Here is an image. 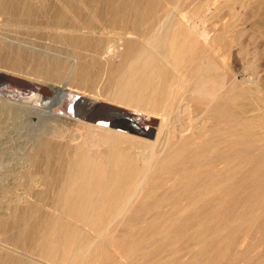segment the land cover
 <instances>
[{
	"label": "bare ground",
	"instance_id": "6f19581e",
	"mask_svg": "<svg viewBox=\"0 0 264 264\" xmlns=\"http://www.w3.org/2000/svg\"><path fill=\"white\" fill-rule=\"evenodd\" d=\"M140 2L133 9L125 1L107 4L104 17L102 3L80 0L88 11L97 7L88 21L57 9H67V0H0V63L11 70H0V109L13 110L21 123L17 165L31 175L30 196L52 195L51 202L37 199L45 213L28 230L0 237V264H109L107 241L115 264H198L191 262L197 249H212L221 230L251 213L250 176L264 183V137L248 140L247 95L229 62L238 65L237 57L221 51L218 70L219 45L209 30L163 21L147 28L153 18L138 17ZM14 22L43 30L47 41L4 33ZM92 59L99 79L88 73ZM151 117L158 121L152 139ZM193 227L174 257L173 234ZM131 229L140 238L129 244Z\"/></svg>",
	"mask_w": 264,
	"mask_h": 264
},
{
	"label": "rangeland",
	"instance_id": "374dc122",
	"mask_svg": "<svg viewBox=\"0 0 264 264\" xmlns=\"http://www.w3.org/2000/svg\"><path fill=\"white\" fill-rule=\"evenodd\" d=\"M67 1L70 4V6L67 9L62 8L57 4V9L60 10V12H62L64 15L66 14L67 17H71L72 15H74L76 13L78 14L80 12L84 17L87 18L88 21H90L93 19V18L91 19V17H90L91 13L96 14L97 13L96 12L97 7H94L93 11L92 10L88 11L87 8H85V5L84 6L82 5L83 3L89 4V6H91V4L92 5H100L102 3V6H101L100 10L98 11L100 13L99 16H102L104 13V17H109L111 12L109 14V12L106 10V7L108 6L107 4L110 5L111 9H114V8H117L118 5H120V2L123 1V3H124V1H125V2H127L125 4H128V2H129L128 6L129 5L131 6L133 4L131 6V8L133 9L134 8V2L137 0H133V1L132 0H129V1L128 0H122V1H120V0H113V1L112 0H100L101 2L99 0H94L95 2L93 0H90V1L89 0H81L82 4H80V0H67ZM140 1H142V2H140L141 4L138 5L137 10L140 11V9H142L141 11L144 10V12L141 13V12L137 11V14H139L138 17L142 18L143 16L149 15L150 18H153V19H151V22H149L150 24L148 23L149 26L147 28H151L154 24H155L154 26H157L158 22L163 21L168 25L172 24L173 26H176L177 28L179 27L182 29L184 28L185 25L190 23V24H196L197 26L204 27L206 30H209L208 31L209 35L211 36V38L213 40H215V38H216V41H218L217 44L219 45V53L215 57L216 58L215 61L218 62V63L216 62L217 66L219 68L218 70H220V68H223V65H221L222 62L219 59L221 51H228V52L231 51V53L237 57V59L239 61L238 65L234 66V63H232L231 59H229V62L232 64V67L235 69V71L237 69L236 72L239 74L238 76L241 78V80L243 81V84H244L243 85L244 90L246 91L245 96L246 95L248 96V97L246 96V99H245V101H246L245 102V109L247 110L245 113V115H246L245 117H246V120H249V122L247 121L248 124L250 123L249 124L250 126L248 125V127H249L248 129H251V133H253V134L248 133V140L250 142H256L258 138L264 137V128H262V127H264V0H167V1L163 0L164 2L162 0H159V1L158 0H154V1L149 0L150 2H148V3L149 4L151 3V4L150 5L145 4V7H149V8H151V10H148L149 8L143 7L146 0H140ZM153 4H154V6H153ZM158 6H159V8H158ZM166 6H167V8H166ZM102 8L105 9V11L103 10V13H102ZM110 8H108V9H110ZM156 8H158V9H156ZM132 9L129 11V13L128 12L126 13V15H129V17L131 19L134 17V15H133L134 12L132 11ZM145 10H147V11H145ZM172 10H174L175 13ZM149 11H150V13H149ZM162 11L164 12V14L162 13ZM151 12L153 15L151 14ZM158 12H160V13H158ZM176 13H178V14H176ZM142 14H144V15L142 16ZM36 15H37L38 20L42 21L41 12L36 11ZM180 15L183 19L178 20V19H180ZM184 15L186 17H184ZM155 16H156V18H155ZM164 16H166V17L164 18ZM176 16H179V17H176ZM159 17H161V18H159ZM166 19H167V21H166ZM185 20H187V21L185 22ZM169 21H171L170 24H169ZM12 24L13 25L15 24L16 28L8 27V28H6V30H4V33H7L8 35L18 36V37L36 38L37 40L43 41V42L47 41L46 40L47 35L43 32V30H33V29L23 28V27H21L22 25L18 22H14ZM19 27H21V28H19ZM217 38H218V40H217ZM60 51H62V50L60 49ZM235 53H237V54H235ZM61 56L63 57L64 54H62ZM93 61H95V60L92 59V61L88 62V64H89V65H87L88 73H90L92 78L99 79L100 77L98 78V76H97V75H99L98 73L100 71L98 68L99 66L97 67V65H98L97 62L95 61V63H96L95 64ZM0 70H6L9 72L11 71L10 68L8 67V64H4V63H0ZM105 78L106 77H103L104 80H105ZM235 100H234V102H236ZM254 107L256 108V110ZM195 112L198 114V117L200 114V111L198 112L197 110H193L191 112V115L195 114V116L193 115L194 116L193 120L194 119L197 120V118H198L196 116L197 114ZM254 114H255V116H254ZM258 116L260 119L258 118ZM253 117H256V118H253ZM258 119L260 120V122L258 121ZM187 120L188 119H186V121ZM256 121H258V122H256ZM261 121H263V122H261ZM256 124H258V125L263 124V125L262 126L260 125V127H261L260 128V127H256ZM251 126H252V128H251ZM21 127H22L21 123H20L19 119L15 117V113L13 110L8 109V108L0 109V157H1L0 159L4 160L2 163H0V213H2V214H0V220H4L2 222L7 225V228L5 230L7 235L3 234V236H2V233L0 231V233H1L0 237H2V238L4 237V235L6 238H11L12 236H14L15 233L12 231H14L17 227L23 226V229H24V227L26 228V227L32 226L34 224V222L32 220H34V218H37V216L41 212V210L38 209L40 202L37 199H39V197H40L41 201L46 200V196H47V200L48 199L52 200L51 199L52 195H49V194H51L49 192H48V194L44 193V195H45L44 199L41 197V196H44L43 194L37 195V196L33 194V196H35L34 198L32 197V195L30 196L31 192H33V193L35 192L34 186L31 183L32 182L31 181V175L28 174L27 172H25L24 170L22 171L20 168V165H17L20 162L18 152L21 149H20V142H18V140H16V139H18L19 134L21 132H23V129ZM73 129L74 128H72V130H71L72 132L74 131ZM252 130H254L256 133L257 132H259V133L256 135L255 132ZM249 132H250V130H249ZM71 133H70V135H72L74 132L72 134ZM251 135H253V136H251ZM260 142L258 141L256 143L260 144ZM250 151L251 150H249L248 153H250ZM252 152L250 153V155L252 154ZM14 165L16 167L15 169H13ZM262 165H263V169H264V164H262ZM250 175L251 174H249V176ZM249 181H250L249 187L251 188V189L250 188L249 189L251 191L248 190V198H249L248 200H249V202H251V200H252V203L254 204L253 205L252 203H249V204H252L254 207L252 205H248V206H250V208L248 207L247 209L248 210L250 209V211H251V213L249 214L250 216L247 215L243 221L238 222L237 225H239V226L234 224L232 227L227 226L226 228H224V230H221L220 233H218L219 236H217V239H216V241L219 239V242L217 241L218 243H216V241H215L216 244H214L212 249L211 248L210 249H208V248L197 249L198 247H195L198 250L197 251L195 248H193L194 251H197V252L195 253L196 256L194 255V257H193V258H195V257L196 258L192 259L191 262L197 263L195 261L197 259V261L199 262L198 264H205V261H206V264H208V261H210L209 264H264V194H262V192L264 193V191H263L264 190V188H263L264 183H262L263 185L261 183L258 184L255 180L254 181L252 180L251 176H250ZM253 183H255V184H253ZM260 186L263 188L261 192H259L261 189ZM256 187H258V188H256ZM255 190H257L256 193H255ZM251 193L254 195H252ZM257 193L259 195H261L262 198L257 196L258 195ZM251 196H253V197H251ZM19 197H20V199H18ZM49 197H51V198H49ZM256 197H257V199H256ZM254 198L256 200L259 199V201L257 202ZM21 199H25V200H21ZM260 200H262V201H260ZM49 202H51V201H49ZM32 203H35V207H34V204H32ZM259 204H260V206H259ZM32 206L34 208H32ZM5 207H6V209H5ZM7 207H8V210H7ZM15 207L19 208V211ZM13 208H14V211H13ZM21 208L23 211H21ZM34 210L38 214L35 215ZM37 210H40V211H37ZM12 211H13V213H12ZM15 212L19 215V217L21 216L19 218L20 220L17 219L18 222L16 220H14V221L12 220L13 219L12 217L16 214ZM31 212H33V215ZM42 213L44 214L45 212H41L40 214H42ZM29 216H31V217L29 218ZM3 217H5V218H3ZM29 219H30V221H28ZM26 221H28L27 224L25 223ZM16 223L19 226L15 225ZM8 225H10V226H8ZM12 225L15 227H13ZM194 229H195V227H193L191 229H187V230H186V228H183L180 233L173 234V238H176L175 246H176V250L178 251L177 252L178 254H176V252H175V254H173L174 257L181 254V249H185V246H186L185 242L187 243L188 235ZM7 230H8V232H7ZM26 230H28V228H26ZM8 233H10V234L8 235ZM130 233H132L131 234L132 237L129 235V238L131 237V239L129 240V238L127 237L129 240L127 242H130L129 244H132L131 242H133L135 239L140 238V235H138L139 229H137V230L131 229ZM134 237H135V239H134ZM223 237H224V239H223ZM127 238H126V240H127ZM185 239H186V241H185ZM221 239H223V240H221ZM30 241H31V239L27 241V244ZM166 241H167V239L158 242L156 245L160 246V244L161 245L164 243L167 244ZM223 241L225 243H223ZM110 243L111 242L107 241L104 245V247H106V246L108 247V248L107 247L105 248V251H107V250L109 251L108 253L105 252V255H106L105 258L108 260L109 264H115L116 260L113 257V256H115V254L112 256L113 246H111ZM221 244H222V248L219 247V246H221ZM228 244H229V246H228ZM223 245H225V247ZM218 248H220V249H218ZM205 249L207 252L205 251ZM213 249L215 251L216 250L217 251L215 252ZM208 250H210V251H208ZM202 251H204V252H202ZM184 252L185 251H182V253H184ZM109 253H111V254H109ZM202 254H206V255H202ZM216 255H218V256H216ZM190 257L191 256L188 255V258H187V255H186V257H184L185 258L184 261L185 260H186V262L190 261L191 260ZM200 257H203V258H200ZM207 259H209V260H207ZM137 264H140V263L138 262Z\"/></svg>",
	"mask_w": 264,
	"mask_h": 264
},
{
	"label": "water",
	"instance_id": "95a60500",
	"mask_svg": "<svg viewBox=\"0 0 264 264\" xmlns=\"http://www.w3.org/2000/svg\"><path fill=\"white\" fill-rule=\"evenodd\" d=\"M157 123H158L157 119L152 118V117L149 119L147 127L150 128V132L148 134V138L152 139L154 137L155 127L157 126Z\"/></svg>",
	"mask_w": 264,
	"mask_h": 264
}]
</instances>
